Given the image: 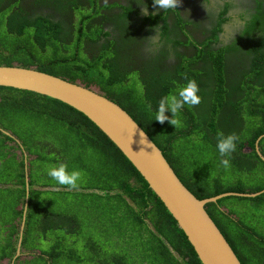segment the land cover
Segmentation results:
<instances>
[{
	"label": "trees",
	"instance_id": "trees-1",
	"mask_svg": "<svg viewBox=\"0 0 264 264\" xmlns=\"http://www.w3.org/2000/svg\"><path fill=\"white\" fill-rule=\"evenodd\" d=\"M252 1L250 21L243 17V30L227 44L220 33L231 20L228 5L220 14L207 16L209 29L203 21L194 26L198 37L176 20L174 25L187 38H168L158 59L173 55L174 64L145 73L144 67L134 65L136 53H122L124 44L96 45L105 35L96 24H86L89 32L84 25H72L64 33L43 16H28L25 5L20 9V2L11 0L1 3L0 66L36 68L119 104L199 199L257 193L264 190V161L256 152V142L264 135V0ZM101 2L88 0L98 9L110 8L100 7ZM83 7V21L99 13L86 3ZM188 79L198 82L201 103L184 106L177 129L156 121L159 100L176 94ZM1 118L15 123L9 130L34 159L27 196L24 158L19 161L17 153L3 151L6 144L0 142V264H201L144 178L83 114L46 96L0 87ZM24 122L36 126L26 128ZM220 132L238 136L227 169L217 149ZM0 136L10 140L1 131ZM259 147L264 155V138ZM59 162L83 170L78 189L60 186L47 175ZM46 188L62 190H42ZM206 210L242 264H264V193L226 197Z\"/></svg>",
	"mask_w": 264,
	"mask_h": 264
},
{
	"label": "water",
	"instance_id": "water-1",
	"mask_svg": "<svg viewBox=\"0 0 264 264\" xmlns=\"http://www.w3.org/2000/svg\"><path fill=\"white\" fill-rule=\"evenodd\" d=\"M0 87L29 91L58 100L88 118L118 148L144 178L149 188L183 231L201 264H242L230 243L207 212L208 204L230 197L255 198L264 193L227 192L199 199L180 180L162 150L119 104L83 84L48 74L36 68L0 66ZM262 135L256 142L259 150ZM27 196L29 178L26 180ZM42 190L60 191L46 188ZM28 206L26 199L25 208ZM26 211V210H25ZM24 213L17 257L25 226ZM174 253V251L171 249Z\"/></svg>",
	"mask_w": 264,
	"mask_h": 264
},
{
	"label": "flooded vegetation",
	"instance_id": "flooded-vegetation-1",
	"mask_svg": "<svg viewBox=\"0 0 264 264\" xmlns=\"http://www.w3.org/2000/svg\"><path fill=\"white\" fill-rule=\"evenodd\" d=\"M8 1L11 0H0L1 13L5 11L4 7H1V3L5 6ZM17 1L20 2L19 6L25 5L24 11L28 13V16H43L59 26L64 33H70L72 25L79 27L84 25L86 28L85 31H87L88 27L86 24H96L102 29L103 34H105L99 36L96 45L100 46L105 41L124 44L122 53L125 51L131 55H135L136 53L134 65L139 64V66L144 67L143 71H145V73L156 68L164 70L166 67H170V65L172 66L174 64L175 59L173 55L165 60L158 59L163 55V47L166 45L168 38L172 42L179 37L185 40L187 38L183 36L182 30L174 25L176 20L181 21V23L183 21V26L190 32L189 35L198 37V35L195 34L198 29L196 30L194 26L203 21L205 27L209 29L210 24L207 22V16L220 14L225 11V7L228 5V17H230L231 20L228 24L223 26V31L220 33V39L224 40V43L227 44L233 38L239 36L243 30V17L247 22L250 21L252 13L254 14V1L252 0H181L177 9H169L166 11L162 9L158 10L154 7V0H107V3H105V0H102L100 7H110L108 9H98L90 5L88 0ZM85 3L88 5L89 9L93 10L94 14L97 11L99 12L94 18H89V21L82 20V13L84 11L83 6ZM19 6L17 7L18 10L22 9V6L20 9ZM121 6L123 8H120ZM144 7H147L148 15L142 14ZM126 12H128L127 16H125ZM152 13L157 14L153 15ZM89 16H91L90 13L88 17ZM125 23H127L129 27L126 26ZM165 25L168 26L170 31L164 30L166 28ZM163 31H165L164 36ZM88 46H90V44H88ZM128 46L132 49H127ZM4 119L5 118L0 119V131L10 140L5 141L4 139L6 138L0 136V142L4 143V145L6 144V148H2V150L10 153H17L19 161H21L22 157L24 158V170L27 180V177L29 178L30 162L34 159V156L30 155L23 141L9 130L13 129L15 123ZM257 151L256 148V152ZM258 156L260 157L259 154Z\"/></svg>",
	"mask_w": 264,
	"mask_h": 264
},
{
	"label": "clouds",
	"instance_id": "clouds-1",
	"mask_svg": "<svg viewBox=\"0 0 264 264\" xmlns=\"http://www.w3.org/2000/svg\"><path fill=\"white\" fill-rule=\"evenodd\" d=\"M181 0H154L153 6L158 10L164 11L169 9H177ZM107 3V0H105ZM143 15H148L147 7H144L142 11ZM156 15L157 13H152ZM200 87L195 79H188L184 85H182L176 94H168L163 96L158 103V109L155 112V120L161 124L166 121L175 128L181 127V121L178 119V113L184 108L185 105L189 107L197 106L201 103L202 97L199 95ZM171 112L172 116L166 115L167 112ZM238 136L236 133L225 135L223 132L218 133L217 137V149L219 151L221 160L220 164L224 168L230 167L231 154L236 150ZM47 175L52 178L58 185L65 186L69 190H76L79 188L80 182L84 178V172L78 168L69 169V166L65 162H59L57 165H53L48 168Z\"/></svg>",
	"mask_w": 264,
	"mask_h": 264
},
{
	"label": "rangeland",
	"instance_id": "rangeland-1",
	"mask_svg": "<svg viewBox=\"0 0 264 264\" xmlns=\"http://www.w3.org/2000/svg\"><path fill=\"white\" fill-rule=\"evenodd\" d=\"M23 124L26 126V128H30V127L36 126V123H33V122H24ZM44 163H47V161H41L40 162L41 165H43ZM12 164H13V166L15 165L14 163H12ZM258 178H259V175H258ZM26 252H28V251H26ZM25 257H26V259H28L27 255ZM1 264H9V261H5V262H3Z\"/></svg>",
	"mask_w": 264,
	"mask_h": 264
}]
</instances>
